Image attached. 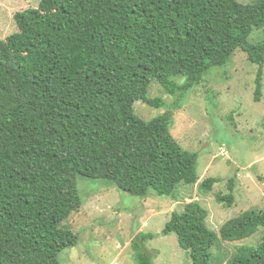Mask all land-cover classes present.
I'll list each match as a JSON object with an SVG mask.
<instances>
[{"label":"trees","instance_id":"16d2710c","mask_svg":"<svg viewBox=\"0 0 264 264\" xmlns=\"http://www.w3.org/2000/svg\"><path fill=\"white\" fill-rule=\"evenodd\" d=\"M13 21L17 32L0 40V264H58L77 244L62 226L82 206L77 177L172 200L180 184L196 183V153L170 133L179 106L149 121L133 113L135 102L164 107L148 97L150 84L184 94L239 49L258 66L260 101L264 40L248 38L264 29V0H39ZM235 180L217 203L232 205ZM220 181L204 179L198 190ZM206 218L198 202L188 203L160 235H174L191 264H209L218 236L234 242L264 227V211L229 219L218 235ZM155 237L137 235L135 264H152L143 244ZM226 264H264V237Z\"/></svg>","mask_w":264,"mask_h":264},{"label":"rangeland","instance_id":"374dc122","mask_svg":"<svg viewBox=\"0 0 264 264\" xmlns=\"http://www.w3.org/2000/svg\"><path fill=\"white\" fill-rule=\"evenodd\" d=\"M249 4L254 0H237ZM39 0H0V40L17 32L13 16L37 8ZM264 40V29L253 30L248 38ZM258 66L250 63L241 50H236L229 63L211 68L204 79L189 92L166 95L152 83L148 97L161 98L164 107L155 109L135 102L133 113L149 121L167 109L173 110L170 133L185 150L196 153L197 181L180 184L176 199L140 198L119 190L103 180L77 177V191L82 206L62 223L78 236L77 244L59 255L58 264H135L132 242L138 234L156 235L143 246L152 264H191L177 244L174 235L160 232L173 212L198 202L206 211V225L217 235L229 219L245 211H264V65L260 101L253 100ZM177 83L181 82L176 78ZM235 176L230 207L219 204L217 195L229 193L228 180ZM207 178H219L211 192L201 194L199 184ZM264 237V227L243 240L215 242L209 264H226L241 246H257Z\"/></svg>","mask_w":264,"mask_h":264}]
</instances>
